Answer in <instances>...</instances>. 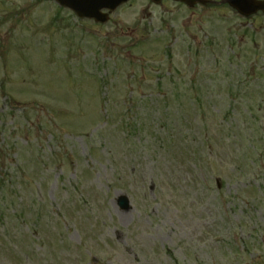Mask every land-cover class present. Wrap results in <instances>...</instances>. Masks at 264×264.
Instances as JSON below:
<instances>
[{
  "label": "rangeland",
  "instance_id": "rangeland-1",
  "mask_svg": "<svg viewBox=\"0 0 264 264\" xmlns=\"http://www.w3.org/2000/svg\"><path fill=\"white\" fill-rule=\"evenodd\" d=\"M57 6L0 0V264H264V18Z\"/></svg>",
  "mask_w": 264,
  "mask_h": 264
},
{
  "label": "water",
  "instance_id": "water-1",
  "mask_svg": "<svg viewBox=\"0 0 264 264\" xmlns=\"http://www.w3.org/2000/svg\"><path fill=\"white\" fill-rule=\"evenodd\" d=\"M61 4L70 6L74 8L80 15L79 16H88V17H100V9L103 7H111L115 9L120 4L128 1V0H58ZM155 2H159V0H154ZM187 3H194L196 0H183ZM202 1V0H201ZM233 4L234 8H237L239 11L249 14L258 9L264 10V1H255L252 3H240L241 0H229ZM206 3V1H203ZM253 6V7H251ZM129 200L126 196H121L119 199V204L123 208H129Z\"/></svg>",
  "mask_w": 264,
  "mask_h": 264
},
{
  "label": "trees",
  "instance_id": "trees-1",
  "mask_svg": "<svg viewBox=\"0 0 264 264\" xmlns=\"http://www.w3.org/2000/svg\"><path fill=\"white\" fill-rule=\"evenodd\" d=\"M6 209L3 207H0V220H6Z\"/></svg>",
  "mask_w": 264,
  "mask_h": 264
},
{
  "label": "flooded vegetation",
  "instance_id": "flooded-vegetation-1",
  "mask_svg": "<svg viewBox=\"0 0 264 264\" xmlns=\"http://www.w3.org/2000/svg\"><path fill=\"white\" fill-rule=\"evenodd\" d=\"M171 1V0H170ZM172 2H174V1H172ZM175 4H178V5H181V6H185L184 4H182V3H179V2H174ZM223 6H227V5H223ZM198 7H200V8H203L204 9V7H202V5L201 4H197V5H195L194 6V9H192V10H195V9H197ZM260 13H258V15H259ZM249 18H252V17H248L247 19H249Z\"/></svg>",
  "mask_w": 264,
  "mask_h": 264
}]
</instances>
